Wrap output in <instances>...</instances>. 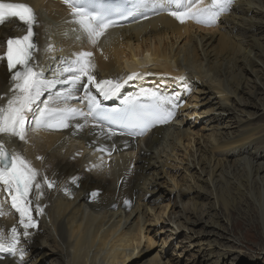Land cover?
I'll return each instance as SVG.
<instances>
[{
    "label": "bare ground",
    "instance_id": "bare-ground-1",
    "mask_svg": "<svg viewBox=\"0 0 264 264\" xmlns=\"http://www.w3.org/2000/svg\"><path fill=\"white\" fill-rule=\"evenodd\" d=\"M26 2L40 9L41 19L50 22L47 37L56 38L60 43L59 52L72 61L81 51L91 52L92 69L100 76L110 77H127L128 71L139 72L142 77L153 70L167 74L173 71L169 63H174L177 70L186 72V80L193 82V91L210 92L206 102L214 97L216 101L209 112H216L209 123L203 124L208 127V134L195 144L190 140L194 133L184 127L183 120L178 122V129L168 131L165 138L158 139L164 129L158 130L145 142L137 143L142 148L133 150L102 130L101 135L95 136L99 141L97 146L101 147L96 152L98 157L86 166H79L74 157L92 131L85 117L68 119V126L58 130L33 127L30 132L26 129L21 149L34 167L55 180L57 186L73 173L76 182L65 185L72 193L67 194L66 188L62 189L65 198L56 193L46 195L43 231L41 225V233L30 229L26 252L16 257L20 264H35L47 255L54 264H98L97 257L104 264H131L141 242L151 245V230H147L146 224L157 223L167 208H159L162 198L152 195L158 190V175L165 174V167L176 159L183 139H187L184 150L188 148V152L181 192L188 201L177 200L178 210L169 216L168 222L185 231L184 240L188 247L195 249L200 264H225L234 252L244 248L243 240L233 231L241 214L253 205L257 226H250L249 232L254 231L253 226L259 230L256 238L261 239L260 252L264 254V139L251 125L253 119L264 115V0H236L235 6L231 4L229 16L218 26H205L192 20L187 22L190 24H181L168 14L156 15L151 10L152 3H148L144 14L148 22L140 24L138 21L130 28H109L95 45L61 4L52 0ZM10 26L0 28V45L9 35L6 31ZM47 33L45 28L44 34ZM3 70L5 67L1 66L0 94L3 84L7 86ZM64 75L70 87L62 95L73 100L77 96L76 83L67 72ZM89 95L88 92L84 96ZM52 102L56 105L60 99ZM45 105L48 106L47 98L42 107ZM196 116L200 115L194 112ZM225 118L228 119L225 121ZM91 142L95 144L92 138ZM113 147H121L122 152L107 158ZM108 159L110 164L124 170L125 178L114 210L106 209L114 200L117 176H112L111 169L105 173L103 164L106 165ZM153 164L158 165L157 169H152ZM168 180L172 181L170 177ZM95 190L98 191L94 193ZM150 196L152 201L148 199ZM122 199L127 200L124 206ZM7 209L10 211L11 207ZM0 223L6 225L3 218ZM249 232H245V239L250 237ZM45 239L50 243L49 253L34 251L37 242ZM203 246L213 248L201 252ZM211 257L215 259L210 260ZM57 259L59 261H55Z\"/></svg>",
    "mask_w": 264,
    "mask_h": 264
},
{
    "label": "snow or ice",
    "instance_id": "snow-or-ice-1",
    "mask_svg": "<svg viewBox=\"0 0 264 264\" xmlns=\"http://www.w3.org/2000/svg\"><path fill=\"white\" fill-rule=\"evenodd\" d=\"M203 3V0H199ZM63 3L71 10L73 22L79 25V29L84 33L89 41L95 45L99 38L107 29L114 26L115 21L111 16L118 10L105 7L99 3H92L91 0H63ZM152 3L161 8L167 6L168 15L172 16L179 23L184 24L192 20L198 24L212 26L216 18L228 8L231 0H211V3L204 8L199 7L196 0H137V6ZM19 21V26L23 27L25 35L7 40L6 52L0 54V60H7L9 72L12 73L11 79L14 84L11 87L12 96L7 99L4 106H0V135L18 137L21 141L25 140L26 117L32 110V105L42 94L45 81L41 75L34 71L30 61L36 50V43L33 40L35 35L34 26L36 16L33 9L23 3H11L0 0V25L11 21ZM2 47V45H0ZM51 47L49 51H51ZM92 53L81 51L76 54V58L64 68V72L70 73L73 83L78 82L83 76H87L89 82H94V77L90 74L94 65L91 64ZM19 66V68H17ZM15 69V71H13ZM138 78L137 73L127 77L124 83ZM179 79H183L182 77ZM97 89L105 96L116 95L123 84L111 80L101 81L96 84ZM151 102L144 104L137 101L129 104L123 115L108 113H95L99 109V103L94 98H89L94 105V119L104 120L110 124L118 125L122 130L120 134L142 136L156 124L167 123L174 115L166 105L171 104L172 108L178 107L173 99L162 95L158 91L144 93ZM3 99V97H0ZM77 114L76 109H49L47 105L41 110L40 117L37 119V127L58 130L67 127V120L70 116ZM115 135L116 133H112ZM39 158V157H38ZM39 173L23 156L15 152H9L5 144L0 142V184L11 197V207L19 214V223L24 229V236H28V229L35 228L36 222L32 217L29 193L33 187L40 192L41 182L37 179ZM75 179L73 183H75ZM43 184L49 188L53 186L46 177ZM38 198V197H37ZM127 203V201H126ZM42 211V209H37ZM0 210V215H3ZM19 238L16 228H13L10 238L5 239L0 233V252H9L13 255L17 252ZM23 256V250H20Z\"/></svg>",
    "mask_w": 264,
    "mask_h": 264
},
{
    "label": "rangeland",
    "instance_id": "rangeland-1",
    "mask_svg": "<svg viewBox=\"0 0 264 264\" xmlns=\"http://www.w3.org/2000/svg\"><path fill=\"white\" fill-rule=\"evenodd\" d=\"M192 95L193 96L190 98L189 103L190 110L192 111H190L191 114H189V117H193L194 120L193 118L192 121L189 119L186 121L183 120V124L185 128L189 127L191 131H193L194 135L191 136L190 140L195 144L201 136L206 135L209 132L208 127H204L203 124L205 122L209 123V118L215 114V110L212 112H209V110L214 107L216 100L212 97L210 102H206L210 97V92L207 94H199L193 91ZM194 112L196 115L199 114L200 116L194 117ZM203 112L209 113L204 115ZM227 119L228 118H225V121ZM251 125L253 129H257V135L264 139V115L253 119ZM183 140L185 141L181 144L180 152L175 155L176 159L173 160L169 166L165 167V174L161 173L158 175L156 182L158 190L154 195H152V197L160 195L162 200L159 208H161V206H167V208L164 210V214L157 223L146 224L147 230H151V245L146 246L144 242H141L135 251L134 257L130 261L131 264H137L140 262H160L162 264H200V257L197 258L198 254H195V249H192V246L188 247V244L184 240L185 231L183 229H176V226L168 222L169 216L172 213H176L178 210L177 200L179 199L181 202L188 201L187 196L181 192V188L184 183L182 176L187 166V158L185 154L188 152V148L187 150H184V148H186L187 139ZM157 167V164L152 165V169H157ZM169 177L172 181L168 180ZM149 201H152L151 196ZM146 203L148 204V201ZM255 212L256 211L253 205H251L247 212H243L241 214L244 219L240 216V220L238 221L233 234L243 240L244 245L242 247L244 248L234 252L231 256V260H227L225 264H264V254L260 252L261 239L256 238V232H259V230L253 226L254 231L249 232V230H251L250 226H257L255 222ZM248 215H252V218ZM229 229H231V226H229ZM245 232H249V234H251L250 237L245 239ZM49 246V241H46V239L40 240L34 247V251H39V253H49ZM212 248L213 247L207 248L203 246L200 251L204 252ZM154 259L156 260L153 261ZM213 259H215V257H211L210 260ZM97 260L98 264H104L99 257H97ZM55 261L59 260L57 259ZM35 264H54V262L51 257L47 255L39 258ZM63 264H66V262H63Z\"/></svg>",
    "mask_w": 264,
    "mask_h": 264
},
{
    "label": "clouds",
    "instance_id": "clouds-1",
    "mask_svg": "<svg viewBox=\"0 0 264 264\" xmlns=\"http://www.w3.org/2000/svg\"><path fill=\"white\" fill-rule=\"evenodd\" d=\"M6 260H3L2 262H5Z\"/></svg>",
    "mask_w": 264,
    "mask_h": 264
}]
</instances>
